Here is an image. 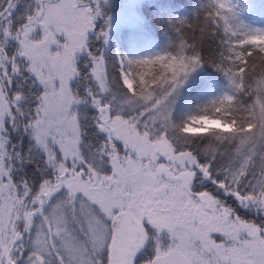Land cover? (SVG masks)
Wrapping results in <instances>:
<instances>
[{
  "label": "snow or ice",
  "instance_id": "obj_1",
  "mask_svg": "<svg viewBox=\"0 0 264 264\" xmlns=\"http://www.w3.org/2000/svg\"><path fill=\"white\" fill-rule=\"evenodd\" d=\"M110 6L0 0V264H264V19Z\"/></svg>",
  "mask_w": 264,
  "mask_h": 264
},
{
  "label": "trees",
  "instance_id": "obj_2",
  "mask_svg": "<svg viewBox=\"0 0 264 264\" xmlns=\"http://www.w3.org/2000/svg\"><path fill=\"white\" fill-rule=\"evenodd\" d=\"M202 1V2H201ZM264 0H239L240 4L245 10V13L247 16H249L253 21H261L264 19V11H260L262 5L260 6L257 2H261ZM206 2V0H160L158 4V7L152 6L149 2L143 3V10L147 13V20L148 25L144 30H138L136 28H125L121 29L120 31H117L114 34L115 42L121 46L122 50L126 47H128L127 44H125V41H129V38L133 35L137 34H143L151 41H154L156 43L163 42L164 39V33L161 27V20L164 19H171L173 16H179L182 14H186L189 12L194 11L201 3ZM110 8H109V14L111 15L112 9L114 7L113 2H110ZM142 6V7H143ZM160 7V9H159ZM154 9L158 10L155 15L152 17L153 21L151 19L149 20V15L151 11ZM158 21L155 22V19Z\"/></svg>",
  "mask_w": 264,
  "mask_h": 264
},
{
  "label": "rangeland",
  "instance_id": "obj_3",
  "mask_svg": "<svg viewBox=\"0 0 264 264\" xmlns=\"http://www.w3.org/2000/svg\"><path fill=\"white\" fill-rule=\"evenodd\" d=\"M113 2L114 7L111 10V16L113 17V32H112V47L115 50L127 52L128 47L124 45V49L122 50L121 46H119L114 39V34L117 31H120L125 28H136L138 30H144L148 25L147 20V13L145 10H143L144 2H149L152 4L153 8L154 6L158 7L157 2L159 3L160 0H110V2ZM202 2V1H201ZM260 6L262 5L261 9H259L261 12L264 11V2H257ZM143 6V7H142ZM160 9V7H159ZM242 10L244 12V16L246 19L253 21L247 14L245 13L244 8L242 7ZM158 10L154 9L151 11L149 15V20L153 21L152 17L155 15ZM155 19V18H154ZM158 21L155 19V22ZM259 22V21H258ZM259 26V24L257 25ZM125 44L128 45V41H125Z\"/></svg>",
  "mask_w": 264,
  "mask_h": 264
}]
</instances>
